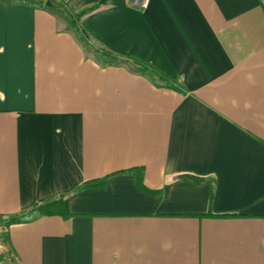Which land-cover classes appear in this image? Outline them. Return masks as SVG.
Masks as SVG:
<instances>
[{
  "label": "crops",
  "instance_id": "1",
  "mask_svg": "<svg viewBox=\"0 0 264 264\" xmlns=\"http://www.w3.org/2000/svg\"><path fill=\"white\" fill-rule=\"evenodd\" d=\"M43 1L0 2V217L69 216L20 264H264V0Z\"/></svg>",
  "mask_w": 264,
  "mask_h": 264
},
{
  "label": "trees",
  "instance_id": "2",
  "mask_svg": "<svg viewBox=\"0 0 264 264\" xmlns=\"http://www.w3.org/2000/svg\"><path fill=\"white\" fill-rule=\"evenodd\" d=\"M50 2L51 5H55L59 8H62L63 6L67 5L69 0H63L61 3H55V1L53 0H48ZM45 1L42 2V4H44ZM88 11H82L80 13V15L78 14H72V13H68L67 11H65L64 13L66 14V16L69 18L70 23L72 25V27L74 28L75 32L81 37L83 38V31L82 29L79 27L78 25V21H79V17L86 14ZM86 38V37H84ZM101 54L110 57V63H112V54L102 51ZM128 64H134L136 66H138V70L139 71H149L150 67L147 66L146 64L142 63L140 60L135 59V58H131L130 61H127ZM197 182H202V179H198L195 178L194 179ZM208 184H210V196H209V203L211 204L212 201V197H213V189H214V183L211 181H205ZM98 185H102L101 183L98 184L96 182H86L83 183L80 187H78L75 192L80 191V190H84V189H88V188H94V187H98ZM45 216H60L62 218H67L69 215H67L64 212L63 209V202H62V198H56L52 201H49L45 204L42 205H34L32 206L30 209H28L25 212H22L18 215L12 216V217H0V224H5L8 227L10 225H14V224H22V223H28L33 221L34 219L38 218V217H45Z\"/></svg>",
  "mask_w": 264,
  "mask_h": 264
},
{
  "label": "built area",
  "instance_id": "3",
  "mask_svg": "<svg viewBox=\"0 0 264 264\" xmlns=\"http://www.w3.org/2000/svg\"><path fill=\"white\" fill-rule=\"evenodd\" d=\"M150 0H135V5L140 10L147 9ZM8 226L0 224V264H20L15 254L7 243Z\"/></svg>",
  "mask_w": 264,
  "mask_h": 264
},
{
  "label": "rangeland",
  "instance_id": "4",
  "mask_svg": "<svg viewBox=\"0 0 264 264\" xmlns=\"http://www.w3.org/2000/svg\"><path fill=\"white\" fill-rule=\"evenodd\" d=\"M2 1H7V0H0V2H2ZM53 1L56 2V0H53ZM57 1H59L58 3H61L63 0H57Z\"/></svg>",
  "mask_w": 264,
  "mask_h": 264
},
{
  "label": "water",
  "instance_id": "5",
  "mask_svg": "<svg viewBox=\"0 0 264 264\" xmlns=\"http://www.w3.org/2000/svg\"><path fill=\"white\" fill-rule=\"evenodd\" d=\"M45 5H49V2L48 1H45Z\"/></svg>",
  "mask_w": 264,
  "mask_h": 264
}]
</instances>
